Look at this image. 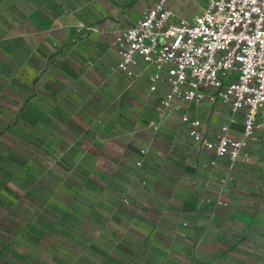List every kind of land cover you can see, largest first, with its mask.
<instances>
[{
  "label": "rangeland",
  "instance_id": "rangeland-1",
  "mask_svg": "<svg viewBox=\"0 0 264 264\" xmlns=\"http://www.w3.org/2000/svg\"><path fill=\"white\" fill-rule=\"evenodd\" d=\"M157 1L48 0L27 13L19 52L0 50V264H264L258 223L225 219L232 215L234 174H205L202 187L188 182L198 150L183 151L180 125L161 116L157 95L138 88L131 94L156 104L148 122L142 110L113 115L117 100L107 78L119 74L116 67L84 72L78 62L63 69L45 54L55 21L63 24L54 30L62 37L66 24H74L75 39L99 35L116 48L117 35ZM167 5L191 19L205 3ZM33 27L42 35L41 55ZM38 56L40 62L33 59ZM177 142L182 150L175 155ZM149 144L153 152L162 147L163 155ZM228 162L264 164L246 154ZM167 164L175 171L152 170ZM244 229L251 231L235 235Z\"/></svg>",
  "mask_w": 264,
  "mask_h": 264
},
{
  "label": "built area",
  "instance_id": "built-area-1",
  "mask_svg": "<svg viewBox=\"0 0 264 264\" xmlns=\"http://www.w3.org/2000/svg\"><path fill=\"white\" fill-rule=\"evenodd\" d=\"M191 19L158 0L114 42L117 72L131 83L150 82L161 116L176 118L197 150L240 160L250 145L264 140V0H203ZM220 102L230 112L221 134L203 131L202 108ZM242 126L239 135L232 127ZM141 167L140 162L137 163Z\"/></svg>",
  "mask_w": 264,
  "mask_h": 264
},
{
  "label": "crops",
  "instance_id": "crops-1",
  "mask_svg": "<svg viewBox=\"0 0 264 264\" xmlns=\"http://www.w3.org/2000/svg\"><path fill=\"white\" fill-rule=\"evenodd\" d=\"M47 3L48 0H40L38 2L35 0H0V47L3 45L10 46L6 50L0 48L1 52L15 53L18 51L16 46L18 47L20 42H23L27 35V13H33V9L36 7L41 9ZM61 28H63V24L60 22L55 21L51 23L49 42H44L47 47L45 49V54L55 55L54 58L61 62L59 65L60 68L63 67L64 69L65 66L67 69L69 66H76L78 65V62H81L84 64V72L93 73L112 72L117 66L119 56L118 51L113 47L112 38L107 39L103 36L91 35L89 37L75 39L74 35L78 34L77 31L75 32L74 30V24H66L65 37H62V35H58L54 31ZM33 30L34 39L37 38V43L40 46V50L37 54L41 55L43 52L42 35L40 32L36 35V27H33ZM38 31L39 30H37V32ZM67 34H69V36H67ZM33 59L40 62L42 57H33ZM58 69L59 68H57V71ZM130 83L131 81L120 73L114 76L109 75V78H107V89L113 85L112 87L115 89L113 93L115 100H117L115 101L113 115L116 113V110L121 112L122 109H127L129 113L142 110L141 115L145 116V120L148 122V117L151 118L154 116L156 104L147 102L145 99L132 100L131 94L135 88L148 94L150 82L148 78L145 77L138 80L134 87L133 84ZM166 91L167 88L160 84L159 94L161 95ZM170 119L177 121L176 118L173 117H170ZM229 119V109L220 102H207L202 108L201 120L203 122V131L211 141L217 139L221 134L222 128L228 124ZM147 128L148 126H146V129ZM136 129H138V127L135 125V128L133 129L134 133L137 132ZM232 129L233 134L237 136L242 131V126L235 125ZM164 133L170 134V132ZM151 135L155 134L151 133ZM183 135L185 138L183 141L186 142V145L183 147L184 151L185 148H188L191 145L193 146L194 144L182 131V136ZM163 137L166 139L167 136H158L157 138L161 141ZM172 137L173 136H168L166 140L167 142L164 143L169 144L168 139H171ZM153 139V136H151V142ZM161 145H163L162 142ZM174 145L175 148H173L172 151H174L175 155H178L182 150L180 143L177 142V146L176 144ZM150 148L151 152H153V148H155L154 144H149V149ZM161 149L163 148L158 146L157 152L153 153H158V155L162 156ZM197 154L198 155L195 158L196 165L194 168V175L193 178L190 177L188 179V182H193L195 186L202 187V178L205 174H210L211 177L217 179L225 172H232L234 174V182L228 198L232 207V215L226 216L225 219L234 220L235 217H239L246 220L248 223L249 221H255L258 223L257 227H259L258 230H255V234L264 236V164L258 163L254 166H231L227 158H218L213 152L206 149L198 150ZM244 154L248 155L249 158L264 162V157L262 156V154H264V140L260 143L250 144L244 150ZM152 167L153 171L158 170L159 172H162V174L175 171L173 164H167V168L162 166L161 170L156 169L154 166ZM198 204L199 202H197V204L196 202L193 203L194 214H196ZM238 231L240 232L235 233V235L241 236L245 235V232L251 231V229Z\"/></svg>",
  "mask_w": 264,
  "mask_h": 264
}]
</instances>
